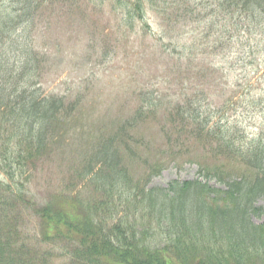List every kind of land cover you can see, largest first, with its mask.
I'll return each instance as SVG.
<instances>
[{
    "label": "trees",
    "instance_id": "1",
    "mask_svg": "<svg viewBox=\"0 0 264 264\" xmlns=\"http://www.w3.org/2000/svg\"><path fill=\"white\" fill-rule=\"evenodd\" d=\"M224 46L261 70L264 0H0V264H264V223L251 219L264 213V130L230 122L237 109L203 85L220 69L198 60ZM131 52L163 65L148 73L166 69L168 102L126 73L124 100L103 114L88 91L43 88L57 63L71 72L87 55L108 69ZM112 107L122 115L104 122ZM186 163L199 178L149 187Z\"/></svg>",
    "mask_w": 264,
    "mask_h": 264
},
{
    "label": "rangeland",
    "instance_id": "2",
    "mask_svg": "<svg viewBox=\"0 0 264 264\" xmlns=\"http://www.w3.org/2000/svg\"><path fill=\"white\" fill-rule=\"evenodd\" d=\"M149 21L152 25L153 34H149L147 37V42L150 45L151 43H157L155 37H158V32L160 31L159 28V20L157 22L156 18L152 13H149ZM183 28H181V31ZM201 30V28L199 29ZM200 33V32H199ZM222 32H218L214 35L211 41H214L216 37L220 36ZM185 36V34H184ZM184 39V38H183ZM183 41H186L185 38ZM159 43V42H158ZM197 43L203 44L199 42L197 39ZM122 45V44H121ZM67 48V46L65 45ZM225 48L221 47V50L212 52L210 54L200 53L198 60L200 65H208V61L213 63L224 70H220L219 72L215 71L210 75V79L213 82H206L203 84L204 86H211L209 87L208 94L210 95L209 99L216 100V96L218 93H225L227 96L226 103L233 104V108L237 110H230L227 111V115L231 119L230 122L233 123L235 121H242L244 127L246 128L247 134H254L259 132L261 129L264 130V107L261 109L258 101L259 97L263 96L264 93L259 94L255 93V89H252V92L248 95L245 91H242L240 88L241 86H236L235 84L241 83L244 84L246 80L254 86L260 87L259 83H261V88L264 91V76L263 78L259 79L258 76L264 72V66L261 70L255 75V72H251L252 64H249L248 61L256 60V57L249 59L246 56L241 54L233 53L232 48L229 46H224ZM67 51L68 48H67ZM259 57L260 63L262 62V56L257 54ZM73 58V57H72ZM139 61V69L137 66H133L129 68L134 62ZM74 63V70L73 73L77 82L86 75V73L91 69L92 76L89 77L91 79L98 78L101 80V83L96 86L95 81L92 84V88H89V95H88V105L87 108L94 113H106L107 109L106 106L110 104H121L124 100V93L122 87L120 86V76L124 73L126 74H133L136 78V81H131L129 86H134L138 83L148 86L150 90H158V93L165 94L166 92L169 93V90H173L176 85L170 83V77L168 76L166 69H159L157 71H153L152 74L148 73L145 69H153L158 63V65H162L158 60H154L153 58L147 59L144 63H142L137 55L131 52L126 60L117 59L113 63L111 68H104L103 66L106 64H95L96 59L90 60V57L87 55L78 56L71 61ZM141 62V63H140ZM58 71L57 73H61V75L54 79V75L50 77V80L43 83V88L48 90H63L66 87L72 85V81L74 78H66V72L63 73L62 68L67 66L65 63L58 64ZM163 66V65H162ZM156 75L153 77L152 75ZM151 75V77H149ZM246 79V80H245ZM250 80V81H249ZM76 84V83H74ZM73 84V85H74ZM72 85V86H73ZM202 85V86H203ZM234 87L238 90V93H234ZM255 94V95H254ZM170 97L169 95L165 98ZM238 97V98H237ZM237 99V100H236ZM236 100V101H235ZM121 111L111 110L109 111L104 119V122H108L110 119L120 116ZM117 115V116H115ZM101 119V118H100ZM98 124L99 120L95 118L92 114H90L89 121L87 126L90 124ZM82 125V122L79 126ZM198 176L197 167L194 164H185L181 169L175 168L173 165L165 168L162 170L160 175L152 178L149 183V187H166L168 181L170 180H186V179H194ZM210 184H215L214 180L208 181ZM41 185H47V179L41 178ZM258 204L264 206V199L260 200ZM252 220L256 223H264V213L258 215H252ZM161 237L155 236L154 241L159 242Z\"/></svg>",
    "mask_w": 264,
    "mask_h": 264
}]
</instances>
